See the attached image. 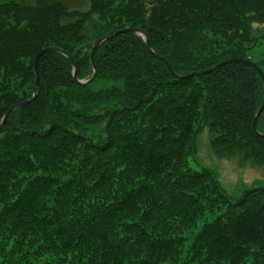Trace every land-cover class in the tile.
<instances>
[{"label": "trees", "instance_id": "trees-1", "mask_svg": "<svg viewBox=\"0 0 264 264\" xmlns=\"http://www.w3.org/2000/svg\"><path fill=\"white\" fill-rule=\"evenodd\" d=\"M0 0V264H264V186L233 199L196 170L205 126L220 156L264 167L253 121L264 0ZM96 20V21H95ZM158 56V57H157ZM164 58L172 72L169 70ZM264 134V110L257 121Z\"/></svg>", "mask_w": 264, "mask_h": 264}, {"label": "rangeland", "instance_id": "rangeland-1", "mask_svg": "<svg viewBox=\"0 0 264 264\" xmlns=\"http://www.w3.org/2000/svg\"><path fill=\"white\" fill-rule=\"evenodd\" d=\"M27 4H35L32 0H20ZM72 10L87 11L88 0H60ZM96 21V20H95ZM256 36L264 35V25H254ZM264 55V45L256 49L254 60L260 61ZM197 154L190 158V165L196 170L210 169L218 177L223 189L233 199L240 198L248 188L264 186V167L251 163L241 164L240 157L220 156L211 147L210 134L203 126L197 135Z\"/></svg>", "mask_w": 264, "mask_h": 264}, {"label": "water", "instance_id": "water-1", "mask_svg": "<svg viewBox=\"0 0 264 264\" xmlns=\"http://www.w3.org/2000/svg\"><path fill=\"white\" fill-rule=\"evenodd\" d=\"M123 33H137L139 35H141L143 37V39L145 40V43L148 47V49L153 53V50L149 44V38L147 36V34L140 30V29H136V28H128V29H123L121 31H117L115 33V36L116 35H119V34H123ZM112 38L114 36H111ZM111 37H103L101 38L93 47V50H92V53H91V61H92V65H93V70H94V74H93V77L89 80H79L78 79V67H77V61L71 57V55L68 53V52H65L61 49H58V48H55V47H48V48H45L43 50H41L35 57V60H34V72H35V75H36V82H35V85L33 87V97L28 100V101H25V102H22L20 104H17V105H14L13 107H11L8 111H6L5 115H4V118L2 120V122L0 123V129L4 126V124L6 123L7 119H8V116L11 112L21 108V107H24L30 103H33L37 97H38V94H39V90H40V74H39V60L40 58L45 55V54H48V53H58V54H61L63 56H65L67 59H69L73 65V77H74V80L75 82L79 85V86H88L90 85L98 76V68L95 64V54L96 52L98 51V49L102 46L103 43H105L106 41H108ZM158 57V56H157ZM162 61L165 62V64L167 65V67L169 68V70L172 72L171 68L169 67L167 61L164 59V58H161ZM230 63H237V64H244L250 68H252L254 71H256L263 83H264V72L262 71V69L257 65L255 64L254 62L252 61H249V60H243V59H235V60H229V61H224L208 70H205V71H201V72H194V73H191L187 76H183V77H180V76H177L176 74H174L172 72V74L177 78V79H187V78H191V77H197V76H200V75H206V74H210L212 73L213 71H215L217 68H219L220 66H223L225 64H230ZM264 110V99H263V103L260 107V109L258 110V112L256 113L255 117H254V121H253V130L254 132L261 138H264V134H260L257 130V121H258V118L260 117L261 113L263 112Z\"/></svg>", "mask_w": 264, "mask_h": 264}, {"label": "bare ground", "instance_id": "bare-ground-1", "mask_svg": "<svg viewBox=\"0 0 264 264\" xmlns=\"http://www.w3.org/2000/svg\"><path fill=\"white\" fill-rule=\"evenodd\" d=\"M126 29H128V28H126ZM123 30V29H122ZM121 31V30H120ZM137 34V33H136ZM139 35V34H138ZM114 37H115V34L113 35ZM141 36V35H140ZM105 37H111V36H105ZM113 37V38H114ZM112 39V37L109 39V40H111ZM145 41V40H144ZM149 44H150V41H149ZM151 46V45H150Z\"/></svg>", "mask_w": 264, "mask_h": 264}]
</instances>
